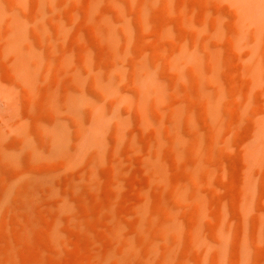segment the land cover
Returning <instances> with one entry per match:
<instances>
[{"label":"rangeland","instance_id":"374dc122","mask_svg":"<svg viewBox=\"0 0 264 264\" xmlns=\"http://www.w3.org/2000/svg\"><path fill=\"white\" fill-rule=\"evenodd\" d=\"M241 22L231 0H0V264H264V6Z\"/></svg>","mask_w":264,"mask_h":264},{"label":"bare ground","instance_id":"6f19581e","mask_svg":"<svg viewBox=\"0 0 264 264\" xmlns=\"http://www.w3.org/2000/svg\"><path fill=\"white\" fill-rule=\"evenodd\" d=\"M231 1L237 7L239 17L241 18V21H242L241 22L242 27L246 28V31H247L248 29H250L249 27L253 26L258 31L259 22L262 18V13H263L264 0H231ZM18 30L19 28L17 27V24H14L12 28V32L14 33ZM8 31H10L9 28H8ZM256 46L257 44L255 43V45H253L254 54L257 53ZM251 73H254L253 67L251 68ZM102 119H105L104 113H100L97 118L93 119L92 121L93 124L90 126L88 131L84 132L82 140L85 139L86 136L87 138L93 140L96 136H99L100 130H101V133L102 132L104 133L105 130H103V124L101 123V121H103ZM260 132L261 131L259 128V131H256L253 142L249 146V150H247L248 158H250L251 160H253V158H255V156H257L258 154L262 153L261 143H259Z\"/></svg>","mask_w":264,"mask_h":264}]
</instances>
